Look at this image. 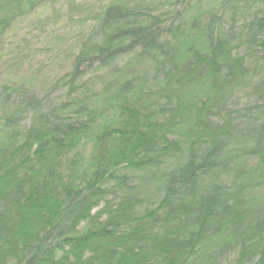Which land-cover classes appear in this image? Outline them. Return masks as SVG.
Listing matches in <instances>:
<instances>
[{
	"label": "trees",
	"instance_id": "trees-1",
	"mask_svg": "<svg viewBox=\"0 0 264 264\" xmlns=\"http://www.w3.org/2000/svg\"><path fill=\"white\" fill-rule=\"evenodd\" d=\"M57 5L67 70L0 81V264H264V0H0V65Z\"/></svg>",
	"mask_w": 264,
	"mask_h": 264
},
{
	"label": "rangeland",
	"instance_id": "rangeland-1",
	"mask_svg": "<svg viewBox=\"0 0 264 264\" xmlns=\"http://www.w3.org/2000/svg\"><path fill=\"white\" fill-rule=\"evenodd\" d=\"M58 7L59 5L53 7L54 9L43 7L31 17L17 22L12 27L5 38L6 54L14 52V49L21 45L31 49L30 56L25 59L19 71L16 69L9 70V66L4 64L0 65V81H3L5 76L23 81L30 80L35 83L39 91L43 92L48 91L52 83L67 70L73 52L65 45L64 39L54 36L51 40H46L44 32L33 30L36 29V20L50 17V23L58 25V29L63 31L66 24L61 21L62 11ZM83 20H87V18L84 16L81 18V21ZM69 23L73 24L72 27L76 25L73 21ZM49 29L48 27L47 32ZM55 37L57 38L55 39ZM45 40L49 43L48 45L44 43ZM87 227V223L80 225L77 233H83Z\"/></svg>",
	"mask_w": 264,
	"mask_h": 264
}]
</instances>
